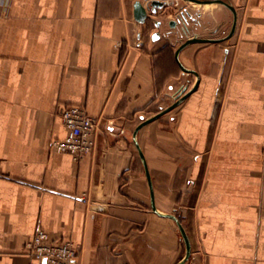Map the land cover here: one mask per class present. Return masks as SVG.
I'll return each mask as SVG.
<instances>
[{
    "label": "crops",
    "instance_id": "obj_1",
    "mask_svg": "<svg viewBox=\"0 0 264 264\" xmlns=\"http://www.w3.org/2000/svg\"><path fill=\"white\" fill-rule=\"evenodd\" d=\"M1 1L0 264H45L39 227L74 264H264V0Z\"/></svg>",
    "mask_w": 264,
    "mask_h": 264
},
{
    "label": "built area",
    "instance_id": "obj_2",
    "mask_svg": "<svg viewBox=\"0 0 264 264\" xmlns=\"http://www.w3.org/2000/svg\"><path fill=\"white\" fill-rule=\"evenodd\" d=\"M4 14V2H0V22ZM67 128L64 138H56L51 148L56 152H67L75 159H81L96 145L95 132L97 119L88 113L85 107L69 104L62 111ZM26 252L29 256L45 264H74L80 255V247L69 238H52L49 232L39 227L28 241Z\"/></svg>",
    "mask_w": 264,
    "mask_h": 264
},
{
    "label": "water",
    "instance_id": "obj_3",
    "mask_svg": "<svg viewBox=\"0 0 264 264\" xmlns=\"http://www.w3.org/2000/svg\"><path fill=\"white\" fill-rule=\"evenodd\" d=\"M199 2H205V0H196ZM167 2L166 1H162V0H153L151 2V6H152V10L153 11H157L158 8L163 7ZM135 17L137 18V20H139L140 22H145L148 18V9L145 6V4H143V2L141 0H137L135 2ZM156 36H158V33H156ZM140 152L143 154L141 148L139 147ZM170 216L176 218L178 220V218L173 215L170 214ZM179 221V220H178ZM181 230L183 231V233L186 235L185 230L183 225L181 224V222L179 221ZM187 243L189 244V240L187 239ZM191 253V249H190V244H189V248H188V252H187V256L186 258H188L190 256ZM185 258V260H186Z\"/></svg>",
    "mask_w": 264,
    "mask_h": 264
},
{
    "label": "bare ground",
    "instance_id": "obj_4",
    "mask_svg": "<svg viewBox=\"0 0 264 264\" xmlns=\"http://www.w3.org/2000/svg\"><path fill=\"white\" fill-rule=\"evenodd\" d=\"M218 4V3H217ZM217 4H216V6H217Z\"/></svg>",
    "mask_w": 264,
    "mask_h": 264
}]
</instances>
